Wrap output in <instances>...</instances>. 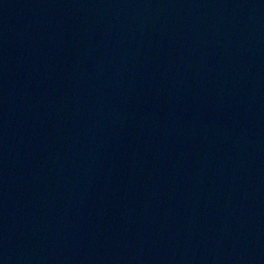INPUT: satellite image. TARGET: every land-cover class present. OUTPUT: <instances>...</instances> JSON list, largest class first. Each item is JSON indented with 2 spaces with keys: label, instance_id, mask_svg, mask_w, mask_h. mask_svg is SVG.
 I'll list each match as a JSON object with an SVG mask.
<instances>
[{
  "label": "water",
  "instance_id": "95a60500",
  "mask_svg": "<svg viewBox=\"0 0 264 264\" xmlns=\"http://www.w3.org/2000/svg\"><path fill=\"white\" fill-rule=\"evenodd\" d=\"M0 264H264V0H0Z\"/></svg>",
  "mask_w": 264,
  "mask_h": 264
}]
</instances>
